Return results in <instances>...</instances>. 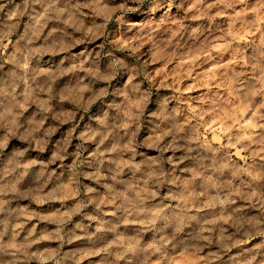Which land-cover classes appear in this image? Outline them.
Wrapping results in <instances>:
<instances>
[{
	"label": "clouds",
	"instance_id": "1",
	"mask_svg": "<svg viewBox=\"0 0 264 264\" xmlns=\"http://www.w3.org/2000/svg\"><path fill=\"white\" fill-rule=\"evenodd\" d=\"M0 264H264V0H0Z\"/></svg>",
	"mask_w": 264,
	"mask_h": 264
}]
</instances>
